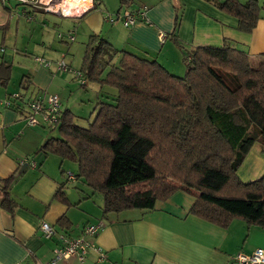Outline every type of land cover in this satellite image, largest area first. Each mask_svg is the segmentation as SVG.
I'll use <instances>...</instances> for the list:
<instances>
[{"label":"crops","instance_id":"0c3cea01","mask_svg":"<svg viewBox=\"0 0 264 264\" xmlns=\"http://www.w3.org/2000/svg\"><path fill=\"white\" fill-rule=\"evenodd\" d=\"M257 1L262 7L261 15L249 33L237 29L236 18L204 0H133L130 9L147 7V22L129 27L119 20H105V11L119 10L109 0H93L94 8L80 17L83 21L78 27L51 23L45 16L38 20L32 14L34 11L50 12L37 7L12 0L0 1V47L5 48L0 51V264H47L59 242L55 237H44L42 222L69 237L80 236L85 224L103 223L93 241L106 252L105 260L98 261L97 253L91 251L83 262L72 257L57 264H238L237 254L264 249L263 227H248L243 220L235 219L224 228L192 215L189 211L196 194L192 189H178L167 199L157 201L152 210L103 215V196L97 197L95 204L96 193L84 182L66 179L65 173L70 171L65 165L67 160L40 150L50 137L42 134L41 129L46 127L27 126L20 101L9 106L2 102L14 93L23 98H43L48 92L58 94L57 90L62 92L68 87L70 77L57 71L56 61L66 54L68 34L80 39L87 33L82 32L86 31L83 26L89 32L87 37L103 36L118 50L115 62L125 52L141 59L157 60L177 74L168 66L177 50L181 57L180 49L170 38L177 17L176 35L185 49L222 46L227 42L245 51L251 63L257 65L264 62V0ZM32 20L36 23L26 24ZM87 37L81 40L84 50ZM35 57L50 60L51 64L45 66ZM68 63L74 64L71 60ZM25 82L29 83L27 88L22 86ZM98 89L96 84L93 104L97 102ZM64 109L77 117L69 100L61 102V110ZM21 161L24 163L20 164ZM32 161L34 167L30 165ZM237 175L243 182L264 175V148L260 144L252 146ZM10 176L14 180L8 192L14 204L12 209H7L1 202V180ZM81 183L89 191H84ZM62 186L67 203L54 196ZM63 217L69 222L67 228L60 222Z\"/></svg>","mask_w":264,"mask_h":264},{"label":"trees","instance_id":"16d2710c","mask_svg":"<svg viewBox=\"0 0 264 264\" xmlns=\"http://www.w3.org/2000/svg\"><path fill=\"white\" fill-rule=\"evenodd\" d=\"M204 1L236 18L245 33L261 15L257 0ZM132 3L119 0V9ZM177 28L175 17L170 38L181 51L183 76L125 52L115 62L118 50L90 35L80 71L81 86L99 87L94 117L80 126L69 109H60L56 135L40 150L75 164L72 181L103 196V215L152 210L178 189H192V215L224 228L235 219L264 228V175L250 182L237 175L252 146L264 148V62L252 64L245 51L227 42L185 49ZM13 180H1L7 209L14 204L8 192ZM62 189L54 196L67 203ZM60 222L70 226L66 217Z\"/></svg>","mask_w":264,"mask_h":264},{"label":"built area","instance_id":"2783aa9c","mask_svg":"<svg viewBox=\"0 0 264 264\" xmlns=\"http://www.w3.org/2000/svg\"><path fill=\"white\" fill-rule=\"evenodd\" d=\"M6 1V0H0ZM19 4L30 5L37 8H40L46 12L58 14L64 17H81L89 10L93 9V0H89V5H86L84 8L77 7L74 10H71L70 13L65 12L63 9L67 7L69 3H66L65 0H14ZM146 6L142 7L137 11H133L129 8H125L120 17H113L106 15L105 20L113 22L116 19H120L124 26L129 27L133 26L137 22L145 20ZM147 20V19H146ZM162 36V34H161ZM68 40H73L74 37L71 34L67 35ZM0 51L3 52L4 48L0 47ZM35 60L40 62L45 66L51 64L50 60H46L40 57H35ZM57 71H69L71 70L70 66L65 60V55H62L59 60L56 61ZM76 71V78L79 80L80 84H84L85 80L83 74L80 70ZM25 98L21 94L14 93L10 94L6 99H3L2 102L7 106L11 105L12 102L20 101L22 104V111L25 115L24 119L27 126H35L40 122H43L46 125L54 126L58 122L61 103L59 97L56 94H47L43 98L30 97L24 101ZM1 101V100H0ZM39 116V119L37 117ZM24 161H21L20 164H23ZM27 163V162H26ZM31 166H35V163L32 161ZM68 181L74 180V175L72 172L68 171L65 173ZM42 233L45 238L49 239L55 237L59 245L55 247L53 251V257L47 264H57L58 261L76 258L79 262H83L89 252H95L98 255V261H102L105 258L103 250L93 241L98 232L102 229V223H88L86 224L81 232V235L78 237H69L66 234L57 233L51 224L47 222H42L40 225ZM235 261L238 264H264V249L256 248L251 254H242L239 253L235 256Z\"/></svg>","mask_w":264,"mask_h":264},{"label":"rangeland","instance_id":"374dc122","mask_svg":"<svg viewBox=\"0 0 264 264\" xmlns=\"http://www.w3.org/2000/svg\"><path fill=\"white\" fill-rule=\"evenodd\" d=\"M14 1V0H12ZM15 2V1H14ZM109 4L111 6H113V2L116 3V9H118L119 7V0H109ZM20 6V5H19ZM20 8V7H19ZM25 8H28L29 10H32V8L30 6H26ZM36 9V8H34ZM125 8H121L119 9L120 12L117 13V11H112V12H107L105 11L103 13L104 16L111 14V17H113V19H115L117 16L120 17L123 13V10ZM38 10V9H37ZM33 15H36V17H38V20H41V18H43V16H45L47 19H49L51 21V23L53 22H62L63 24L65 23V25L68 24H74L75 27H78L80 22L83 21V19L77 18V17H63L61 15L58 14H54V13H43L42 11H34L32 13ZM120 21V19H116L115 21ZM35 21H30L29 23L27 22L26 24L28 25H32L35 24ZM83 25H81L82 27ZM85 27L86 31L83 29L82 32H87L85 35H81L84 37H87L89 32L87 30L86 26ZM75 30V29H74ZM73 36V35H72ZM79 39V37L71 40H67L68 42H66V49L65 52L66 53V57L65 60L68 63L69 60H71V62H73L76 66H78L77 68L75 66H73L71 63L69 64L71 70L69 71H60L63 72L65 74H67V76L69 75L70 77V81L68 82V87H66L62 92H60L59 90H57L58 94L55 93L60 100V103L65 101V100H69V103L72 107V110L74 111V113L77 115L76 117V123L80 126H87L88 123L93 119L95 111H94V105L93 104V87L96 85V83L93 82H87V84L85 86H81L79 80L76 78V71H72V70H80L81 68V64H82V56L84 54V48L83 45H81V40H84V37H82ZM74 37V36H73ZM76 37V36H75ZM103 37V36H102ZM88 38V37H87ZM28 39V37L26 38V40ZM29 40V39H28ZM33 42V41H32ZM31 44V42H30ZM73 46V48H71V46ZM3 47V46H2ZM4 48V47H3ZM5 50V48H4ZM73 60V61H72ZM168 65L170 68H172V70H175L176 72H178L177 74L179 76H183L185 74V65L181 60L180 54L177 50L176 52V56L174 58H171L169 61ZM176 74V75H177ZM48 94H54L53 92H48ZM29 96H27L24 101L26 102V100L28 99ZM33 97V96H32ZM31 97V98H32ZM69 98V99H68ZM109 101V100H108ZM37 119H39V116L37 117ZM40 120V119H39ZM44 125L46 128L41 129L42 134L46 135V136H55L56 132L55 130H53V126L50 125H46L43 122H40L39 124H37L36 126H40V125ZM66 168L68 170H70L71 172H75L76 171V166L75 164L66 161L65 163ZM71 183V182H70ZM77 182L74 183V186H77ZM82 185V183H81ZM82 188L84 189V191L88 188L86 186L82 185ZM96 199L95 197L93 198V202L95 204H98V200L97 197H102L101 194L96 193Z\"/></svg>","mask_w":264,"mask_h":264},{"label":"bare ground","instance_id":"6f19581e","mask_svg":"<svg viewBox=\"0 0 264 264\" xmlns=\"http://www.w3.org/2000/svg\"><path fill=\"white\" fill-rule=\"evenodd\" d=\"M65 2L69 3L67 7L63 8L67 13H70L71 10L77 7L84 8L86 5H89V0H65Z\"/></svg>","mask_w":264,"mask_h":264}]
</instances>
